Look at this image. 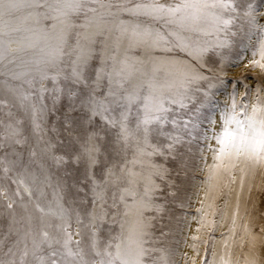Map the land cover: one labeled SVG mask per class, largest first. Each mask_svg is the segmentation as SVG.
I'll return each mask as SVG.
<instances>
[{"label": "snow or ice", "instance_id": "6c2138e0", "mask_svg": "<svg viewBox=\"0 0 264 264\" xmlns=\"http://www.w3.org/2000/svg\"><path fill=\"white\" fill-rule=\"evenodd\" d=\"M129 4L130 0L116 5L111 0H0V68L7 69L0 75L22 81L16 86L8 79L0 81V94L12 97L10 101L0 95V169L5 174L17 169L24 177L13 181L18 187L8 196L7 207L19 203L27 210L31 203L41 224L39 230L33 229L29 216L28 229L8 248L10 259H0V264H17V252L19 264H26L29 255L35 264H169L168 250L156 246L158 240L145 216L162 210L154 203V194L159 191L157 179L164 180L168 170L155 158L183 169L185 149L190 153L196 143L210 188L222 174L235 183L237 169L243 186L248 169L264 168V89H257L253 103L244 81H233L245 87L243 99L237 102L239 90L234 88L226 93L230 102H214V89L226 88L225 80L197 70L209 53L219 57L217 63L239 64L242 56L235 60L226 56L233 48L250 49L253 64L264 68V10H258L256 0ZM25 9L44 11L21 15ZM121 14L131 19H120ZM79 16L84 19L77 24L72 18ZM41 19L51 23L26 26L29 20L39 24ZM113 26L118 33L113 46L109 51L101 42L99 64L94 67V36L111 33ZM74 28L84 31H77L75 45L69 46ZM90 28L96 30L92 35ZM124 38L127 46L121 53ZM13 43L18 45L15 49ZM27 48H38L39 58L22 61V71L8 68ZM177 50L190 61L155 56L157 51ZM32 73V79H25ZM37 77L41 86L35 92L25 91L23 84L32 88ZM44 81L51 87H44ZM15 107L28 113L27 127ZM49 117L60 127L53 124L48 130L62 129L63 139L47 137ZM205 153L211 154L210 165ZM69 162L80 172L79 184L90 193L79 199L80 208L64 203L69 186L58 170ZM73 187L77 196L84 192V187ZM110 187H118L120 193L119 221L116 213L109 214V207H118L115 193L109 205ZM197 211L202 220L208 215L204 207ZM73 214L77 227L70 230ZM48 217L60 221L54 232ZM238 218L239 205L221 237V253L217 257L213 251L208 264H264V225L248 220L238 225ZM211 223L215 227V221Z\"/></svg>", "mask_w": 264, "mask_h": 264}, {"label": "rangeland", "instance_id": "374dc122", "mask_svg": "<svg viewBox=\"0 0 264 264\" xmlns=\"http://www.w3.org/2000/svg\"><path fill=\"white\" fill-rule=\"evenodd\" d=\"M109 2V0H105ZM121 0H111L113 5L120 3ZM137 0H130L129 6L135 4ZM161 3H173L178 0H160ZM258 10H264V0H256ZM95 6V5H93ZM29 11H44L43 9L32 10L25 9L21 15H27ZM113 12L116 8L113 7ZM73 21L77 24L83 22V16L73 17ZM107 19L111 20L112 17ZM120 19H131L127 14H121ZM51 21H40L39 24H34L32 20L27 22L26 26L45 27L50 24ZM264 23V21H262ZM155 27H159V24H155ZM77 31L83 32V29L74 28L68 35V45H75V33ZM89 34L95 33V28H90ZM19 34H14V36ZM118 33L113 26L111 33H105L104 36H94L96 43L91 45L96 52V57L92 60V65L95 67L99 64V56L102 51L101 42L105 41L107 49L110 51L115 37ZM12 48H16L18 45L13 43ZM127 46V38L121 41V53ZM107 54V53H105ZM38 48H27L26 51L19 54V58L13 63L8 65V68L15 71H22V61H33L39 58ZM155 56L167 61L169 59H180L188 63L190 58L185 53L180 51H172L170 53L157 51ZM226 56L230 60H235L237 56H242L243 60L239 64L228 65L227 61L223 63H217L218 56H213L211 53L205 56V62L197 70L201 71L204 75H219L225 80L227 87L218 86L214 89L216 95L215 101L230 102L226 93H231L234 88H238L239 97L237 102L239 103L245 95V87L232 83L233 81L243 80L244 83L251 89V102H255L257 89H264V68L253 64V57L250 49L233 48L231 51H226ZM259 60L257 56L255 58ZM4 63H7L5 61ZM196 66L197 62L191 61ZM221 69H223L221 71ZM2 71L7 69L0 68ZM35 73L25 77V79H32ZM8 79L9 83L13 86L19 85L22 81H13L9 77L0 75V81ZM38 77L33 82V87L29 88L27 84H23L25 91L35 92L41 85L37 82ZM43 86L46 88L51 87L50 81H44ZM2 98L12 100L9 93L3 92ZM46 102L47 101L46 99ZM50 103V102H49ZM206 110V111H210ZM13 111L17 116L25 121V127L28 125L29 115L21 110L19 107L13 108ZM63 111V108H61ZM53 124L56 127H60L59 123L54 117H49L47 124L45 125L47 137H51L53 140L59 136L63 139V132L60 133L49 131ZM197 144L191 145V152H187L185 149V157L187 166L183 169H178L175 164L170 160H165L163 157H156L155 162L162 165L168 170V175L164 180L157 179L156 183L159 185V191L154 194V203L162 207L161 211H148L145 216L150 219L151 233L153 239L158 240L157 247L165 248L169 253V264H208L213 261L212 252L217 254V257L222 251V240L231 225V215L233 210L239 205L240 218L237 220V224L241 225L245 220L255 225H264V168L257 165L254 168L247 170V175L244 177L243 186H241L240 172L237 169L235 172L236 182L229 183L225 174L221 175L219 180L212 181V187L210 188L207 181L208 172L204 162L200 158V153L197 151ZM61 149H57V154L61 153ZM208 156V164L212 163V157L210 153H205ZM25 159H27V153H25ZM51 166V162H48ZM117 171L119 168V161H116ZM243 166V165H241ZM56 171V169H53ZM59 174L65 178L67 185L65 194V206L80 208L79 199L84 198V194L88 192L87 187L79 184L81 179L80 172L77 170L71 162L62 166L59 170ZM179 172V175H177ZM19 173V170L13 169L11 172L5 174L0 169V192L4 195L0 196V240L4 241V246L0 248V259L8 260L10 256L6 255L8 248L11 247L14 242L23 235V232L29 227V216L31 217V227L35 230H39L40 213L36 211L31 203H28V198L25 196L24 203H28V208L25 210L19 203H13L12 209L7 207L8 196L17 190L18 185L13 183L17 179H23L24 177ZM76 184L79 187H84V192L79 196L76 194V189L73 185ZM115 193L117 197L118 207L112 209L109 207V214L116 213V220H120L119 213L123 210V205L119 203V190L118 187H110L108 190L109 205H111V197ZM175 193V195H172ZM21 194L23 190L21 188ZM50 198V196H49ZM73 200L77 202L72 203ZM90 204V201H89ZM208 205H212L211 209H208ZM204 207L208 213L203 220L197 209ZM223 215V219H222ZM47 222L53 227L50 232L55 231V226L60 223L55 217L46 218ZM211 221H215V227H213ZM72 229L77 227L75 223V215L72 216ZM109 223H112L109 220ZM239 234V228L237 229ZM166 234V235H162ZM115 235V231L113 232ZM78 238V237H77ZM106 238V237H104ZM23 245H21V248ZM29 247L31 245L29 244ZM262 245H258V249ZM239 255V253H238ZM19 252L15 259L19 264ZM26 264H35V261L31 255L26 258Z\"/></svg>", "mask_w": 264, "mask_h": 264}]
</instances>
